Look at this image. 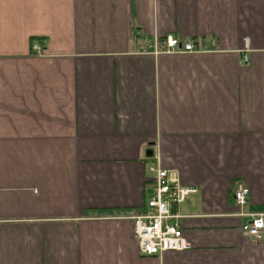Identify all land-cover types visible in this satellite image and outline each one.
I'll list each match as a JSON object with an SVG mask.
<instances>
[{"label": "crops", "instance_id": "crops-1", "mask_svg": "<svg viewBox=\"0 0 264 264\" xmlns=\"http://www.w3.org/2000/svg\"><path fill=\"white\" fill-rule=\"evenodd\" d=\"M151 166L189 250L139 253ZM262 214L264 0H0V264H264Z\"/></svg>", "mask_w": 264, "mask_h": 264}, {"label": "built area", "instance_id": "built-area-1", "mask_svg": "<svg viewBox=\"0 0 264 264\" xmlns=\"http://www.w3.org/2000/svg\"><path fill=\"white\" fill-rule=\"evenodd\" d=\"M162 51L166 53H194L200 47L192 41H182L174 37H167L162 43ZM147 52L156 54L161 50L158 45L145 48ZM34 51L41 53L39 47ZM248 58H243V64ZM149 171L155 174L153 186L147 201L146 212L133 217L134 235L138 242L139 253L144 257H161L168 252H181L191 249L183 230L179 225L181 216L173 210L182 204L190 195L196 192L195 188L182 187L177 175L153 166ZM250 190L242 184H237L234 192L235 203L243 207L247 203ZM252 221L242 227L244 235L252 240L259 241L264 234V215H251Z\"/></svg>", "mask_w": 264, "mask_h": 264}, {"label": "water", "instance_id": "water-1", "mask_svg": "<svg viewBox=\"0 0 264 264\" xmlns=\"http://www.w3.org/2000/svg\"><path fill=\"white\" fill-rule=\"evenodd\" d=\"M149 156H151L152 154H151V152H149V154H148Z\"/></svg>", "mask_w": 264, "mask_h": 264}]
</instances>
